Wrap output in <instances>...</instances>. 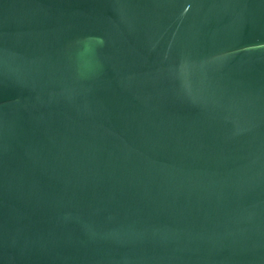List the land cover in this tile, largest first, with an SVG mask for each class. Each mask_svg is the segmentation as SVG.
<instances>
[{
    "label": "water",
    "instance_id": "1",
    "mask_svg": "<svg viewBox=\"0 0 264 264\" xmlns=\"http://www.w3.org/2000/svg\"><path fill=\"white\" fill-rule=\"evenodd\" d=\"M0 264H264V0H0Z\"/></svg>",
    "mask_w": 264,
    "mask_h": 264
}]
</instances>
